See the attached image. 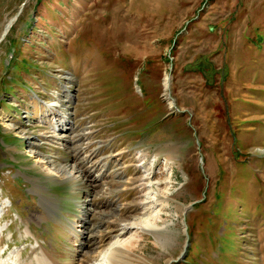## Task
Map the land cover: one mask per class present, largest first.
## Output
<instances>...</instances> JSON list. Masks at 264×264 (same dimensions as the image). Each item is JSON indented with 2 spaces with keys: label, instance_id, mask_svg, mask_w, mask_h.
I'll return each instance as SVG.
<instances>
[{
  "label": "rangeland",
  "instance_id": "1",
  "mask_svg": "<svg viewBox=\"0 0 264 264\" xmlns=\"http://www.w3.org/2000/svg\"><path fill=\"white\" fill-rule=\"evenodd\" d=\"M11 19L0 41L3 257L31 260L39 241L76 264L84 199L99 204L86 232L97 241L115 234L117 213L142 212L141 156L158 188L170 182L131 264H264V0H0V39ZM52 101L88 120L92 163L110 160L100 181L35 162L31 149L69 169L47 129Z\"/></svg>",
  "mask_w": 264,
  "mask_h": 264
},
{
  "label": "bare ground",
  "instance_id": "2",
  "mask_svg": "<svg viewBox=\"0 0 264 264\" xmlns=\"http://www.w3.org/2000/svg\"><path fill=\"white\" fill-rule=\"evenodd\" d=\"M12 21V20H11ZM10 21V22H11ZM171 77L167 76L165 80V85L170 86ZM169 88V87H168ZM174 101V100H173ZM47 103V102H46ZM53 103V102H52ZM48 104V103H47ZM47 106V105H46ZM49 106V112L52 114L51 123L47 128H52L53 131H56V133L53 134L55 138L59 140L61 136L58 138L59 135H64L66 133L63 132L64 127V121L65 113L61 111L55 104H48ZM46 115H48L46 111ZM61 128V129H60ZM60 129V130H59ZM59 130V131H57ZM60 142V141H59ZM38 146V143H36ZM33 154H35V162L38 164H41L40 168L42 171L50 176H54L55 178H65V177H73L76 169L75 167L73 170L66 168L65 166L59 167L58 165L54 164V161L48 162L46 160V154L36 153L35 149L30 150ZM139 154H143V152H138ZM34 158V156H33ZM154 160V159H153ZM166 160V158H164ZM138 167L141 168V176H139V180L141 181L139 186L141 191L143 193L145 192V200L144 202H139L138 204L141 205L142 212H139L137 214H132L127 218L120 217L114 215L112 218L113 221H115V234L113 236H110L107 240H104L103 242V236L100 237V240L91 238L89 235L88 237L84 238L86 241L81 242V238L77 235L83 227L82 223H78V221L75 223V233L73 240V245L77 246L78 243H80L82 257L78 260L76 264H131V261L129 260L130 252L135 248L137 244L138 233L141 231H149L153 232V230H156L158 226V214H160L161 209L157 207V205H162L165 202V197H167L168 190H169V180L168 183L162 187L158 188L157 181L154 177V172H152V164L149 165L147 162H143L141 156L138 158ZM108 163H105L104 166H106ZM64 165V164H62ZM80 169V168H79ZM102 174V173H101ZM99 174L97 177H95L96 180H99V178L102 179V175ZM80 177V174L78 173L77 177ZM87 198L84 199L80 204V207L84 208L85 204L87 202ZM115 201V199H114ZM84 203V204H83ZM54 205V204H53ZM56 205V204H55ZM151 211L148 214L147 210L150 209ZM47 207V206H46ZM52 207V206H51ZM158 208V209H157ZM48 209V208H47ZM140 209V210H141ZM145 214H148L149 216L144 217ZM43 218V215H37L35 218ZM41 218V219H42ZM128 219V221H127ZM132 221H129V220ZM73 222V221H71ZM74 224V223H73ZM0 235L4 233V226L0 225ZM26 232L31 235H35L31 227H27ZM129 234V236L125 237V235ZM96 236V234H93ZM104 235V234H101ZM36 236V235H35ZM37 237V236H36ZM115 238V240L113 239ZM141 237L139 236V239ZM37 241V238H36ZM39 245H33L32 246V253L34 254V258L31 260L23 259L24 256L22 251L20 249L16 250L15 252H11L8 256L3 257L1 255V252L3 251V248L0 249V264H60L59 260L53 255V253L46 247L42 246L39 241H37ZM136 243V244H135Z\"/></svg>",
  "mask_w": 264,
  "mask_h": 264
},
{
  "label": "water",
  "instance_id": "3",
  "mask_svg": "<svg viewBox=\"0 0 264 264\" xmlns=\"http://www.w3.org/2000/svg\"><path fill=\"white\" fill-rule=\"evenodd\" d=\"M11 20L13 21V19H11ZM12 21L9 23V25L5 26L6 30H5V32L3 33V35H2V37H1L0 40H2V39L6 36V34L9 32V30H10V25H11ZM211 29H213V27H211ZM169 92H170V91H169ZM191 205H192V204H191ZM191 205H189V207L187 208V210L191 207ZM183 222H184V225H185V234H186V237H187V241H186V244H185V249H186V248L189 246V244H190V237H189V232H188V225H187V223L185 222V220H183ZM180 259H183L182 256H181V257H178L177 259H173L171 262H173V261H178V260H180Z\"/></svg>",
  "mask_w": 264,
  "mask_h": 264
}]
</instances>
